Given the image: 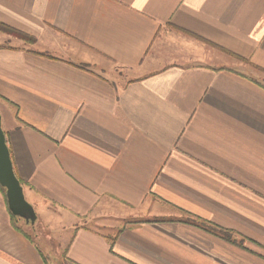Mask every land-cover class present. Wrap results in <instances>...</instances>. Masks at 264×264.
Listing matches in <instances>:
<instances>
[{
  "label": "crops",
  "instance_id": "crops-1",
  "mask_svg": "<svg viewBox=\"0 0 264 264\" xmlns=\"http://www.w3.org/2000/svg\"><path fill=\"white\" fill-rule=\"evenodd\" d=\"M0 25L37 213L0 187V264H264V0H0Z\"/></svg>",
  "mask_w": 264,
  "mask_h": 264
},
{
  "label": "water",
  "instance_id": "water-1",
  "mask_svg": "<svg viewBox=\"0 0 264 264\" xmlns=\"http://www.w3.org/2000/svg\"><path fill=\"white\" fill-rule=\"evenodd\" d=\"M0 185L6 189L7 203L10 212L27 224L34 225L37 213L33 205L26 199L24 186L17 177L6 134L2 127L0 112Z\"/></svg>",
  "mask_w": 264,
  "mask_h": 264
},
{
  "label": "trees",
  "instance_id": "trees-1",
  "mask_svg": "<svg viewBox=\"0 0 264 264\" xmlns=\"http://www.w3.org/2000/svg\"><path fill=\"white\" fill-rule=\"evenodd\" d=\"M0 29H2V30H8V31H12L11 29L7 28L6 26H2V25H0ZM19 35H20L21 37H23V38H28V36H26V35H24V34L19 33ZM17 177H18V176H17ZM20 181H21V180H20ZM21 183H22V181H21ZM0 187L2 188L3 193H4V196H5L6 201H7V197H6V189H5L4 187H2L1 185H0ZM11 215H12V219H13V220H15V219H20L19 217L13 215L12 213H11ZM195 222H196V221H195ZM197 224H198L199 226H202L203 228H206V229L209 230V231L215 232L216 234L222 236V237H223L224 239H226V240H230V241H231L232 236H233V234H234V232L231 231V230H227V229H223V228H220V227L212 226V225H210L209 223L204 222V221H199V222L196 223V225H197Z\"/></svg>",
  "mask_w": 264,
  "mask_h": 264
},
{
  "label": "rangeland",
  "instance_id": "rangeland-1",
  "mask_svg": "<svg viewBox=\"0 0 264 264\" xmlns=\"http://www.w3.org/2000/svg\"><path fill=\"white\" fill-rule=\"evenodd\" d=\"M26 228H27L28 230H30V226L26 225Z\"/></svg>",
  "mask_w": 264,
  "mask_h": 264
}]
</instances>
